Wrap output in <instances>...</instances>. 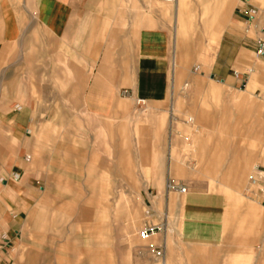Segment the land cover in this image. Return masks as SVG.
Returning <instances> with one entry per match:
<instances>
[{"label": "crops", "instance_id": "obj_1", "mask_svg": "<svg viewBox=\"0 0 264 264\" xmlns=\"http://www.w3.org/2000/svg\"><path fill=\"white\" fill-rule=\"evenodd\" d=\"M259 29L264 0H0V264H17L36 203V119L67 114L46 103L104 114L119 95L146 100L133 128L143 185L163 210L158 264H263L247 251L263 246L251 240L257 203L240 191L252 160L264 164Z\"/></svg>", "mask_w": 264, "mask_h": 264}, {"label": "rangeland", "instance_id": "obj_2", "mask_svg": "<svg viewBox=\"0 0 264 264\" xmlns=\"http://www.w3.org/2000/svg\"><path fill=\"white\" fill-rule=\"evenodd\" d=\"M46 105L67 114L36 119L44 163L35 166L36 203L22 225L16 263L158 264L153 246L164 247L163 232L139 236L144 225L161 221L163 211L145 190L141 174L146 183L148 177L137 158L134 115L144 109L120 95L104 114L81 113L80 105L68 114L69 100ZM256 163L252 160L240 189L257 203L254 218L260 224L251 240L263 245L248 249L249 257L260 251L264 256V195L248 183ZM101 181L104 187L95 185ZM177 213L172 206L171 221ZM172 229L165 235L168 246L176 243Z\"/></svg>", "mask_w": 264, "mask_h": 264}, {"label": "built area", "instance_id": "obj_3", "mask_svg": "<svg viewBox=\"0 0 264 264\" xmlns=\"http://www.w3.org/2000/svg\"><path fill=\"white\" fill-rule=\"evenodd\" d=\"M167 1H174V0H167ZM244 12L246 13V22H245V31H249L250 29H256L255 24V16L257 11L254 8H248L245 9ZM256 47L254 50V55L258 59H261L264 61V29H259V35L256 36L255 39ZM135 106L142 109L146 105V100L141 97H136ZM187 122L191 121V118L188 117L186 119ZM249 181L251 187L257 186V190L261 191V193L264 195V166L262 165H256L254 166L252 174L249 176ZM170 187V185H169ZM178 193H183L185 191L184 187L182 186H176L174 188ZM165 228L164 221H159L156 224H146L144 225V228L140 230L139 236L141 238H147L153 234H155L158 231H163ZM154 255L155 257H162V249L159 246H153Z\"/></svg>", "mask_w": 264, "mask_h": 264}]
</instances>
